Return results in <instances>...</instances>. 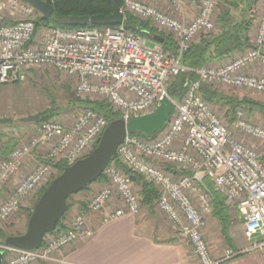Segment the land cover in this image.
<instances>
[{"label":"built area","instance_id":"obj_1","mask_svg":"<svg viewBox=\"0 0 264 264\" xmlns=\"http://www.w3.org/2000/svg\"><path fill=\"white\" fill-rule=\"evenodd\" d=\"M156 1L167 3L172 13L139 0H123L121 12L168 34L177 48L174 53L159 44L148 48L143 37L124 25L51 27L40 34L34 18L37 12L31 5L23 0H0V88L24 84L36 70L52 68L74 82L79 98L107 103L126 123L154 113L163 98L173 105L169 120L157 134L142 137L127 133L116 158L104 171L98 191L65 231L46 235L39 250L0 245L5 264H62V250L92 236L90 214L101 215L103 223L138 215L143 199L127 172L157 190V209L178 238L192 248L193 259L187 264H228L242 254L264 249V156L234 136L239 132L264 145V128L248 122L241 112L228 125L214 112L203 91L205 86L217 84L264 95V77L247 73L253 66L264 69V10L256 36L243 53L228 63L193 69L183 58L200 36L214 30L215 12L225 0H187L198 8L190 24L176 17L183 11L182 0ZM190 73L197 79L188 81L182 99H172L168 93L172 84ZM111 122L89 109L65 122H45L28 145L0 159L2 192L21 173L27 158L33 153L38 156L30 173L0 203V222L16 217L48 176L54 171L59 174L56 163L69 167L89 156ZM207 182L224 195L232 212L239 214L250 248H227L221 258L212 256L205 235L206 214L212 207Z\"/></svg>","mask_w":264,"mask_h":264},{"label":"crops","instance_id":"obj_2","mask_svg":"<svg viewBox=\"0 0 264 264\" xmlns=\"http://www.w3.org/2000/svg\"><path fill=\"white\" fill-rule=\"evenodd\" d=\"M139 1L155 5L164 12L172 13L171 7L164 1ZM242 1L243 0H236L234 2L241 3ZM245 1V4H247L248 0ZM222 3L224 4V1ZM182 4L183 11L176 15V17L182 23L190 24L198 15V8L187 0H182ZM226 6L227 5L224 7ZM224 7H222L220 11V16ZM256 7L255 11L250 13L251 16L254 15V24L256 23L255 14H257V11L261 8V15L263 13L264 0H259ZM253 27L254 25L251 27L248 35L250 42L254 40L257 33L256 27ZM223 29L224 24L218 21L217 29L214 30L212 35L218 36ZM166 35L169 36L168 34ZM206 36L207 35L200 36L193 45L200 44ZM227 60L228 58L214 59L211 63H213V65H219ZM247 73L257 77H264V69L258 66L251 67ZM9 86L10 85L1 87L0 92L9 88ZM16 89L15 93H20L18 90L19 88ZM27 117L29 116H21V123H25L23 120ZM0 118L11 119L7 114L4 115L3 113H0ZM11 120H13L15 124V119ZM13 123L8 125L15 127ZM30 128L31 127H28L22 130L24 131ZM234 136L237 140L254 148L259 154L264 156V145L262 143L243 136L239 132H235ZM11 139L12 138L0 132V151L2 145L8 143ZM12 151L13 150H8L7 152L11 153ZM36 161H38L36 153H33L27 158L26 165L21 173L12 178L7 187L0 192V203L7 200L12 195L16 186L30 173ZM172 170L175 169L173 168ZM211 185L215 191H218L213 184ZM218 193L222 194L219 191ZM87 199L88 197L85 196V194H79L77 198H74V202H72L70 206V214L68 213L63 221L64 231L69 227L70 221L76 215L77 211L85 207ZM33 205L34 202H29L25 211L27 210L29 212V209L33 207ZM197 205L202 209L200 203H197ZM227 208L228 220L226 222V234L223 231V225L218 214L219 212L215 211L214 205H212L210 211L206 214L207 227L205 235L212 256L215 258H221L227 248H233L235 251H244L250 248L251 244L246 237L244 223L239 214L237 212H232L228 206ZM25 220H28V216H25ZM88 226L92 231V236L85 241H79L69 248L62 250L59 254L60 259L65 261L62 264H187L193 259L191 246L178 238L176 230L167 218L157 209L156 205L153 207L142 205L138 215L125 216L106 223H103V217L101 215L90 214L88 216ZM3 263L5 264L4 261ZM228 264H264V249L242 254Z\"/></svg>","mask_w":264,"mask_h":264},{"label":"trees","instance_id":"obj_3","mask_svg":"<svg viewBox=\"0 0 264 264\" xmlns=\"http://www.w3.org/2000/svg\"><path fill=\"white\" fill-rule=\"evenodd\" d=\"M44 1H46L47 3L53 6L54 13L49 21H44L42 19V16H39L35 21L37 29L39 27L80 29L82 27L70 26L68 24V19L73 16H93L98 14L110 15L112 13L113 3H117L120 9L123 7V0H54V1L44 0ZM245 2L246 1L243 0L241 4L239 2H231L230 4H225L227 6L224 7L223 12L219 17V22L224 24L223 31L218 36H208L200 44L193 45L183 58V63L185 65L193 69H199L211 63V61H213L214 59L230 58L236 54L243 53L246 50V48L250 46V39L248 35L251 30V27L253 26L254 19L251 16V14L246 16L244 13L247 7H249L248 9L251 13L253 11V8H251L253 4L251 3L248 4L249 2L245 4ZM256 3H258V0H254V4ZM233 11H240L242 13L239 20H237V18L234 16ZM37 14H39V12ZM243 14L245 17H243ZM123 25L127 30L140 35L146 41L147 40L153 41V38L156 36L164 38L165 41L163 44H161L164 50L175 52L177 49L175 43L173 42L170 36L158 34L155 30H153L150 27L149 23L139 22L138 19L134 18L129 14L125 15V20ZM87 28H95V27L90 26ZM196 79H197V75L194 73L179 76L170 87L168 92L169 96L175 100L182 99L188 81H193ZM203 91L207 101L208 100L211 101V99H214L213 95H216L214 91L208 90L207 93V90L205 88ZM75 101L76 104L80 105L81 107L92 110L98 114H101L110 121H114L120 118V114L109 109V105L105 102L81 100V99H76ZM228 103L231 105L232 111H234V109L240 104L237 100H232V99H230ZM54 115L55 112H48L44 118L48 119ZM133 134L145 137V135L141 132H134ZM13 147L14 144L12 139L8 143L3 144L0 151L1 159L6 158L10 153V152L8 153L7 151L12 150ZM55 166L59 170V175L66 168V166L62 162L56 163ZM127 174H129L132 177L137 187L140 188L139 192L143 199V205H149L152 207L156 205L159 198V194L155 189V187L152 184L144 181L142 177L131 174L130 172H127ZM103 181H104V177L102 176L95 184L102 183ZM50 183H48L43 188V190L41 191V193L37 198V201L34 203L33 207L29 209L28 220L39 198L48 188ZM207 185L209 186L210 189L212 205H214L215 211L219 212L218 214L220 216L221 223L223 225V231L226 234L228 208L225 205V197L223 194H220L218 193V191H215L209 182H207ZM90 188L91 186H89L79 194H83L87 192ZM73 197L74 196L70 197V199L68 200V210L70 209V202L72 201ZM66 216L67 213L58 223L57 228L53 233L64 231L63 220L66 218ZM22 234L23 233L20 232L15 235H6V233L0 228V240L2 242V245L4 244V241L7 237L19 236Z\"/></svg>","mask_w":264,"mask_h":264},{"label":"rangeland","instance_id":"obj_4","mask_svg":"<svg viewBox=\"0 0 264 264\" xmlns=\"http://www.w3.org/2000/svg\"><path fill=\"white\" fill-rule=\"evenodd\" d=\"M234 1L236 0H225L224 4H220V6L218 7L219 9H217L215 12L214 30L217 29V24L219 21L220 11L222 7H224L226 3H231ZM248 2V4H253L251 8H253V11H255L259 0L256 4H254V0H248ZM248 8L249 7H247L244 13L246 16L250 15V11ZM233 14L237 18V20H239L242 13L240 11H233ZM244 14L243 17H245ZM39 16H41L40 13L36 14L34 18L37 19ZM131 16L138 19L139 22L149 23L150 27L155 30L158 34L166 35L159 29H157L152 23L141 20L135 17L134 15ZM255 16L256 25L254 23L253 25L254 27H256L257 30L261 18V8L257 11V14H255ZM38 29L39 33L41 34L42 32L46 33L49 28L39 27ZM214 30L209 34H206V37L213 36L212 34ZM155 46L156 43L154 41L147 40L148 48L152 49ZM232 57L228 58L226 63H228ZM224 63L225 62H223V64ZM205 66L212 67L215 65H213V63H209ZM16 88H19L18 90L20 93H15L17 90ZM205 89L207 90V93L208 90L214 91L216 93V95H213L214 99H211V101L208 100V103L211 105L214 112H216L217 115L228 125H230L235 119L236 113L241 112L244 115L243 117H245L248 122L264 128V95L257 94L251 91H246L243 89L228 88L217 84L205 86ZM76 99L81 98H79L75 94L74 82L72 80L52 68H40L33 72L30 79L26 83L20 85H10L9 88L4 89L2 92H0V113H3L4 115L7 114L11 119H15V124L13 123L15 127L9 125H0V132L5 136H8L9 138H12L14 144L12 150H14L15 148L26 146L36 135L37 128L40 124L49 121L65 122L70 118L76 117L78 114L87 110L81 107L80 105L76 104ZM228 99L237 100L240 103L234 109V111H232V107L228 103ZM81 100L90 99L87 98ZM109 109L111 108L109 107ZM48 112H55V115L46 119L44 117ZM21 116H39L40 119L38 122L21 123ZM28 127L31 128L24 131L22 130ZM160 166L166 168L167 170L173 169L170 165L167 164H161ZM57 173V171H54L48 176L45 183L40 188H38V190H36V192L30 199L25 202L22 210L18 213L16 217L12 218L7 223L0 222V228L6 233V235H15L20 232H25L28 221L25 220V216H28V211H25V208L28 207L29 202L35 203L37 201V198L43 188L48 183L54 180V177H56ZM99 184L100 183L91 185V188L87 192L83 193V195L85 194V196H87L88 198L91 197L94 193L98 191L100 187ZM138 190H140L139 187ZM78 195H75L72 198L70 206L72 205V202H74V198H77ZM69 211L70 209L68 210L67 214L69 213ZM0 245H2L1 240Z\"/></svg>","mask_w":264,"mask_h":264},{"label":"water","instance_id":"obj_5","mask_svg":"<svg viewBox=\"0 0 264 264\" xmlns=\"http://www.w3.org/2000/svg\"><path fill=\"white\" fill-rule=\"evenodd\" d=\"M39 12L44 21H49L54 13L51 4L44 0H23ZM125 16L117 3L112 5L110 15L73 16L68 19L72 27H117L124 24ZM156 44H163L165 39L153 38ZM173 105L169 98H163L159 108L152 114L133 119L126 123L123 120L112 121L103 132L96 148L86 158L72 166L66 167L44 191L35 205L28 220L25 232L19 236H9L4 245L20 250H39L45 236L53 233L58 223L68 211V200L89 186L95 184L109 164L116 158L118 147L123 143L127 133L141 132L152 137L160 132L169 120ZM39 116L23 120L25 123L38 122ZM13 120L0 118V125L12 124ZM4 255L0 252V264H4Z\"/></svg>","mask_w":264,"mask_h":264}]
</instances>
